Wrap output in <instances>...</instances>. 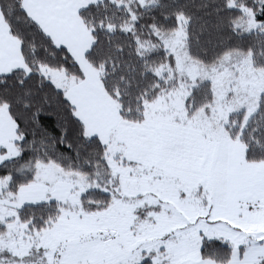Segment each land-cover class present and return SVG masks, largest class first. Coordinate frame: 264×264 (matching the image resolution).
I'll return each instance as SVG.
<instances>
[{"label": "snow or ice", "instance_id": "6c2138e0", "mask_svg": "<svg viewBox=\"0 0 264 264\" xmlns=\"http://www.w3.org/2000/svg\"><path fill=\"white\" fill-rule=\"evenodd\" d=\"M0 264H264V0H0Z\"/></svg>", "mask_w": 264, "mask_h": 264}]
</instances>
